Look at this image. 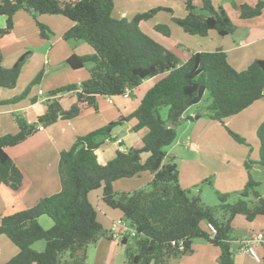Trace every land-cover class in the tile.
I'll return each instance as SVG.
<instances>
[{"label": "trees", "instance_id": "trees-1", "mask_svg": "<svg viewBox=\"0 0 264 264\" xmlns=\"http://www.w3.org/2000/svg\"><path fill=\"white\" fill-rule=\"evenodd\" d=\"M201 4V8L196 3ZM185 18L173 17V22L186 34L206 37L210 31L220 36L235 32V26L221 7L211 0H186ZM113 0H1L0 17L6 19L0 29V89L17 86L25 61L22 56L7 69L3 66L2 48L11 40L14 17L25 11L32 17L62 16L73 26L63 36L65 41H81L93 49L92 55H72L67 64L74 70L92 65L89 79L81 86H66L50 92L45 101L46 113L38 123L29 124L15 115L19 132L0 137V186L20 192L27 180L6 149L15 147L37 132V127L51 126L61 120H73L87 109L98 110V98H116L127 89L137 91L144 81L157 78V82L142 97L138 109L129 117L115 120L83 137H79L69 151L62 152L59 176L62 190L40 200L32 208L2 216L0 237L9 239L18 254L6 264H87L88 250L102 238L113 240L98 220L95 206L89 195L103 188L102 202L119 210L123 218L137 231V237L123 239L128 246L127 264H169L193 253L197 239L207 240L220 250L218 264H235L233 258V221L242 216L252 223L264 217V197L257 189L262 183L249 179L235 204H228V195H219L217 208L206 206L200 197L180 185L179 167L166 151L177 139V129L186 121H193L188 111L200 104L206 93L211 104L205 115L219 122L237 116L255 102L264 98V60L255 61L245 71L238 72L222 50L195 52L184 61L141 30L143 23L160 12L173 14L170 8H156L137 14L132 20L113 16ZM264 2L256 7H241L243 19L259 16ZM40 36L49 40L53 33L37 23ZM165 38H171L167 25L153 29ZM29 90V89H28ZM16 100H21L27 94ZM74 102L64 109L61 105L67 94ZM167 109L166 117L162 110ZM134 122L133 133L144 135L125 151L118 150L113 160L99 162L97 152L107 142L118 141L117 128ZM177 126V129L174 128ZM239 143L245 140L231 132ZM259 164L264 167V122L258 129ZM122 146V143L120 144ZM148 155L147 158H143ZM170 159L169 162L167 160ZM250 165L247 164V168ZM149 173L152 180L148 188L133 192H117L114 183ZM253 197L254 202L249 199ZM222 213L217 218V213ZM43 216L53 221L45 230L39 223ZM213 225L216 235L203 225ZM45 242L43 252L32 248ZM183 242L184 251L178 243ZM173 243H176L175 245ZM105 264H109V259Z\"/></svg>", "mask_w": 264, "mask_h": 264}, {"label": "crops", "instance_id": "crops-1", "mask_svg": "<svg viewBox=\"0 0 264 264\" xmlns=\"http://www.w3.org/2000/svg\"><path fill=\"white\" fill-rule=\"evenodd\" d=\"M186 0H184L185 2ZM215 7H221L231 22L235 26V32L229 36H220L216 31H210L206 37L196 36L193 37V45H189L191 48V53L195 52H214L216 50H222L226 55L229 61V64L238 72L245 71L249 66H251L255 61L264 60V8L262 13L259 16L243 19L241 16V7L249 6L256 7L259 3L264 2V0H211ZM199 7L201 8V4L197 2ZM198 7V6H197ZM173 11L172 18L174 16V9L170 8ZM21 12V11H20ZM18 12L14 17V22L17 24V20L20 18L21 13ZM24 16V15H23ZM124 16V14H122ZM18 17V19H17ZM3 18V17H2ZM26 18V17H25ZM116 18V17H115ZM178 18V17H176ZM181 18V17H179ZM122 19V18H117ZM129 19V18H125ZM131 20V18L129 19ZM69 21V20H68ZM4 26L6 25V19L4 18ZM51 22V21H50ZM64 28L61 30L60 37L63 39L64 34L72 28L73 24L65 23V21H61ZM2 23V21H1ZM176 25L172 19V26ZM168 26V25H167ZM178 26V25H176ZM3 27H0L3 28ZM153 29L155 26H152ZM171 27V26H170ZM179 27V26H178ZM29 31V28H24ZM22 30V36H20L21 40L25 39L26 43L29 44L32 40H35L37 43L46 41L39 36L38 38H34L33 36L37 34L34 29L29 31V35L25 36V30ZM171 29V38H167L169 40H173V44H170V48L168 50L176 53L182 60L186 61L190 53H188V57L183 59L179 51L176 49L177 46H180L177 41L172 39L173 37V29ZM17 32V26L14 27L12 38L9 41L10 44L17 40V36L15 38V34ZM185 33V32H184ZM186 34V33H185ZM32 35V36H31ZM15 39V40H14ZM51 40H47L48 42ZM63 41H55L52 44V47L49 50V56L51 52L57 48L58 52L56 56H50L51 61L54 65H62L66 64V70L62 72V74H66V77H69L73 82L68 85H74L75 83H79L77 86H81V84L89 79V71L92 68L91 64H88L84 69L74 70L70 66L67 65V60L72 55L77 56H86L92 55L93 49L87 45L79 44L77 47L72 48L70 43L65 44ZM59 45V47L57 46ZM78 44V43H77ZM2 50H4L2 48ZM189 51V52H190ZM48 56V64L49 63ZM5 62V58H4ZM52 63V64H53ZM4 66V63H3ZM6 68V67H5ZM8 69V68H7ZM87 70L88 79L85 76L76 77L75 73L77 71ZM20 78V77H19ZM57 78H54V80ZM76 80H80L76 82ZM19 81V79H18ZM54 82V81H53ZM157 82V78L149 79L143 82L140 88L137 91H132L130 98H125L124 96L116 97V98H106L100 97L98 98V110L89 109V112L85 115H81L83 117L75 118V121L72 120H59L55 124L51 126H44L43 130H40L41 126L37 127V132L29 137L23 143L6 149L7 154L16 164V166L22 171L27 180V186L23 188L20 192H13L9 187L0 186V190H4V194L7 198L11 199L9 203H0V221L2 216L12 215L20 211L27 210L36 205L40 200L50 197L52 195L58 194L62 190L61 179L59 176V161L60 155L62 152L69 151L73 145L76 143L79 137H83L97 129H100L109 123L119 120L121 118L129 117L132 113H134L140 104L142 97L146 94V92ZM74 83V84H73ZM18 84V83H17ZM51 87H54L53 84ZM15 89V88H14ZM14 89H0V137L6 135H15L19 132V128L15 122V115L22 116L29 124H36L38 122L35 119L42 117L46 113L45 101L48 97H43V94H40V98L38 96L29 97L26 100H23L21 103H13V96L17 94V92H12L8 90ZM53 91V90H50ZM43 95V96H42ZM66 99L73 98V94H67L64 96ZM64 98V99H65ZM30 99V100H29ZM264 100V99H263ZM69 104L65 106L67 108L70 107L74 101L68 100ZM258 106V107H257ZM260 106L264 107V103L259 100L255 102L252 106H250L247 110L242 112L241 114L231 117L229 120L231 123H236L242 125L246 122V117L243 114H251L253 115L256 112L257 108ZM68 107V108H69ZM254 111H250V110ZM192 108L189 109L188 113L191 112ZM190 116V115H189ZM193 117V116H191ZM250 121V120H249ZM248 121V122H249ZM203 122V123H202ZM206 120H203V116H199L198 120L186 121L184 122L178 129V137L176 141L169 147V151H167L169 158H177L178 156L174 154V149H183L190 153H196L200 161H203V167L207 171H209L208 163L218 162L220 163V157H225L226 160H230L229 163L231 165H240L241 162L231 154H228L221 148L220 142L216 140V138L212 137V130L209 129L207 132L204 129ZM134 125V122L126 124L119 129L130 130L128 133H132L131 127ZM201 125V128H200ZM211 126V125H209ZM117 133V132H116ZM135 134V133H133ZM141 135V137L133 136L131 137V144L133 146L139 139H141L144 133H136ZM131 136V135H130ZM136 137V139H135ZM134 139V140H133ZM121 141L122 146L125 144V140L120 138L115 142V145L111 147L107 142L103 147H101L98 152L99 162L102 164H106L108 161H111L115 158L116 152L118 150L125 151V148H122L119 143ZM115 146H118L116 148ZM130 148V147H129ZM128 149V148H127ZM258 155H259V147ZM112 151V152H111ZM257 157V154H256ZM202 158H205L203 160ZM227 162V161H226ZM198 163V164H199ZM205 163V164H204ZM189 165H187L188 167ZM199 166H202L199 164ZM237 167V166H236ZM247 171V170H246ZM140 175L134 177L132 179H124V180H135L139 179ZM152 177V176H151ZM146 181H151L149 177H146ZM259 181L258 179H256ZM122 182L117 181L114 183L116 187L113 186L114 190L120 192L118 185L116 183ZM137 185V186H136ZM139 184L136 183L134 185H130V189L136 188L139 189ZM183 188V187H182ZM189 189V188H184ZM135 190V189H134ZM133 191V190H132ZM103 188L92 192L89 195L90 202L95 206L97 213L98 209L101 208L107 214L109 220H103V223H100L107 233L110 232L112 224L119 219L123 218L122 213L119 210H112L108 206H106L101 198H102ZM95 198L96 202H93L91 197ZM102 205H105L107 208H103ZM241 217V216H238ZM236 217L233 221V225L236 223L243 224L248 235L241 237L238 242L232 243L233 250V258L235 264H264V239L260 246L255 248L259 254L258 257L260 261H256L255 258L251 255L244 254L241 252V248L245 245V243L255 236L262 234L263 232H256L257 227L264 228V217L257 218L254 222L243 223ZM99 220V213H98ZM39 223L45 228L50 229L53 226V221H48L45 219V216L39 219ZM251 224L250 226L247 224ZM203 229L209 232L208 225H203ZM234 232V231H233ZM106 240L98 242L94 247L88 250L87 254V263L88 264H105L106 260L109 259V264H125V262L119 263V244H122L121 241L113 238L110 240L109 238H105ZM34 249L37 251H44L46 244L36 243L33 245ZM39 249V250H38ZM193 253L189 256H185L178 260H173L169 264H218L220 250L210 244L207 240L197 239L192 244ZM18 254L17 247L9 240L5 239L4 236L0 237V257H3V260L0 264H6L12 258H14Z\"/></svg>", "mask_w": 264, "mask_h": 264}, {"label": "rangeland", "instance_id": "rangeland-1", "mask_svg": "<svg viewBox=\"0 0 264 264\" xmlns=\"http://www.w3.org/2000/svg\"><path fill=\"white\" fill-rule=\"evenodd\" d=\"M115 4L113 16L116 18H131V20L137 15L142 14L145 12H148L152 9L156 8H173L174 9V16L175 17H181L185 18L187 15L186 6L184 0H113ZM1 2V0H0ZM196 6H198L199 10L200 7L196 3ZM21 20L17 17V24L14 22V27L17 26V32L14 35L15 38L17 36V40L15 42H8L2 50L3 58H5L4 67L11 68L13 67L19 59L25 55V61L23 63L20 78L18 81V84L14 90H8L12 92H17L15 96H13L14 100L13 103L19 104L23 100L28 99L29 97L38 96V99L41 96L40 94H43L42 96L49 97L50 92L60 90L64 87L73 86L68 85L72 83L73 81L69 79V77H66V74H62L63 71H65L66 64L62 65H54V63L51 61L52 56L57 55V48H55L50 56H49V50L52 47V44L55 41H63L61 39L60 34L62 33L61 30L64 28V25H62L61 21H65V23H70L67 19H65L62 16H37L32 17L30 14L26 13L25 11H21ZM124 14V16H122ZM24 15V16H23ZM26 17V18H25ZM128 19V20H129ZM2 21V23H1ZM4 18L0 17V27L4 26ZM51 21V22H50ZM41 23L45 26H47L50 31L53 33L51 40L48 41H42V42H36L35 40H32L29 44L26 43V37L25 39L20 38L22 36V30L24 28H29V31L31 33V30L34 29V31L37 32L36 35H34V38H38L40 36V31L38 28L37 23ZM168 25L171 26L173 29V37L175 41L178 42L180 46H177L176 49L179 51L180 56L183 59H186L188 57V53H190V47L189 45H193L192 39L196 36H191L188 34H185L184 31L173 24L172 26V14L168 12H160L158 13L152 20L143 23L141 26V30L147 34L149 37H151L153 40L164 46L165 48H170V44H173V40H169L159 33L155 32L153 30L152 26L157 25ZM170 27V28H171ZM24 35H29V31L26 29ZM32 36V35H31ZM65 44L70 43L72 48H74L76 45L79 44L86 45L84 42L81 41H64ZM78 43V44H77ZM61 44H57L59 47ZM76 46V47H77ZM190 51V52H189ZM48 56H49V63L50 61L53 63L48 64ZM68 65V64H67ZM76 77H83L86 75L88 79V72L87 70L77 71L73 72ZM54 78H57L54 80ZM54 81V82H53ZM80 80H76V82H79ZM53 84L54 87H51ZM74 84V83H73ZM79 83H75L74 85L77 86ZM29 89V90H28ZM27 92L25 97L21 100H16L24 95V93ZM53 90V91H50ZM264 99V98H263ZM261 100L264 103V100ZM30 100V99H29ZM68 100L74 101L73 98L70 99H63L61 100V105L64 109L67 104H69ZM211 104V97L209 93H206L202 102L194 107H192L191 112L188 114L190 116H193L194 120H196V117H199L201 115H205L209 105ZM258 107V106H257ZM250 111H254L253 109ZM89 112V109L85 110L81 115H85ZM249 113V112H248ZM243 114L244 117L247 115L246 122L239 126V124L231 123L229 120L222 122L211 120L207 118L206 116H203V120H206L205 123H207L204 127L206 132L211 129L212 137L216 138L220 142V146L222 149H224L225 152L228 154H231L232 156L236 157L241 164L240 165H231L229 163L230 160L224 161L225 157H220L219 164L218 162H209L208 168L209 171L204 169L203 167H206L203 165V161L199 163L198 156L196 153H190L183 149H174V154L177 155V158H174V162L179 167V179H180V185L183 188H189L188 190L191 191V196L193 197H200L202 202L211 208H217L220 204L219 195H228V204H235L240 199V194L244 190L247 182L249 179H252L254 181H257L258 179L262 183V185L257 189L259 194L264 197V167H262L259 164V155H258V147H260V143L258 140V129L260 125L264 122V107L260 106L257 108L256 112H254L253 115L251 114ZM79 116L77 120L83 116ZM163 117H166L167 115V109L162 110ZM38 121V119H35ZM76 120V119H75ZM74 119L72 121H75ZM250 120V121H249ZM249 121V122H248ZM38 123V122H36ZM203 123V122H202ZM211 125V126H209ZM201 128V125H200ZM230 130L240 138L245 140V143H239L236 141L228 132ZM127 129L121 130L117 128L114 131V135L117 138H122L125 140V144L122 146V148H129L131 147V137H141V135L128 133ZM117 132V133H116ZM143 133V132H142ZM131 135V136H130ZM143 136V135H142ZM135 137V139H136ZM134 140V139H133ZM109 145L113 147L115 145V142H109ZM118 148V146H115ZM166 151H169V148L166 149ZM112 152V151H111ZM257 154V157H256ZM148 155H145L143 158H147ZM205 160V158H202ZM170 159L167 160L169 162ZM227 161V162H226ZM202 166H199V164ZM205 164V163H204ZM247 164L250 165L249 168H247ZM187 165H189L187 167ZM237 166V167H236ZM247 170V171H246ZM146 177H149L152 179L151 174L149 173H143L140 175L139 179L135 180H121L122 182L116 183L118 185V188L120 192H133L134 189H130V185H134L138 183V186L140 188H148V185L151 181H146ZM137 186V185H136ZM114 187H116L114 185ZM133 190V191H132ZM93 202L95 201L94 196L91 197ZM11 199L7 198V196L4 194V190H0V203H9ZM250 203L254 202V198L251 197L249 199ZM102 207L105 209L107 208L105 205H102ZM113 210V209H112ZM99 213V222L103 223V220H109L107 217V214L101 210V208L98 209ZM222 217V213H217V218ZM45 219L48 221H52L49 217L45 216ZM126 221V219L122 218ZM240 221L243 223H247L246 219L244 217H238ZM264 219V218H259ZM117 221V220H116ZM41 225V224H40ZM247 225H251L250 223ZM42 226V225H41ZM43 227V226H42ZM44 228V227H43ZM45 229V228H44ZM48 230V229H45ZM105 230V229H104ZM106 231V230H105ZM233 239L234 242H238L239 239L246 235H248L245 226L240 223H236L233 225ZM256 232H263L264 228L257 227ZM6 239V237H5ZM106 240L105 238H102L100 241ZM99 241V242H100ZM129 242L133 244V239H130ZM39 243L45 244V242L41 241ZM94 247V246H93ZM92 248V247H91ZM128 246H125L123 244H119V260L118 262H125L127 264V257H126V250ZM35 252H42L37 251L32 248ZM39 250V249H38ZM258 251L256 250V253ZM259 254V253H257ZM260 255V254H259ZM3 257H0V262L3 260ZM264 263V262H263ZM88 264V263H87Z\"/></svg>", "mask_w": 264, "mask_h": 264}, {"label": "built area", "instance_id": "built-area-1", "mask_svg": "<svg viewBox=\"0 0 264 264\" xmlns=\"http://www.w3.org/2000/svg\"><path fill=\"white\" fill-rule=\"evenodd\" d=\"M132 94L131 89H127L124 93L125 98H130ZM40 130H43V127H40ZM121 143V141H119ZM127 221V220H126ZM211 237H214L216 235V229L213 225L208 226ZM110 234L113 238L121 241L123 239H135L137 237V231L130 225V223L123 219H119L115 221L110 229ZM264 236L262 234H259L255 236L254 238L249 239L245 245L241 248V252L244 254L251 255L255 258L256 261H260V258L256 254L255 248L257 246H260L263 242ZM174 245L176 243H173ZM179 250L184 251L185 246L183 242L178 243Z\"/></svg>", "mask_w": 264, "mask_h": 264}, {"label": "water", "instance_id": "water-1", "mask_svg": "<svg viewBox=\"0 0 264 264\" xmlns=\"http://www.w3.org/2000/svg\"><path fill=\"white\" fill-rule=\"evenodd\" d=\"M198 119H199V117H196V120H198ZM174 128L177 129V126H174Z\"/></svg>", "mask_w": 264, "mask_h": 264}]
</instances>
